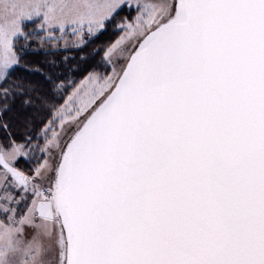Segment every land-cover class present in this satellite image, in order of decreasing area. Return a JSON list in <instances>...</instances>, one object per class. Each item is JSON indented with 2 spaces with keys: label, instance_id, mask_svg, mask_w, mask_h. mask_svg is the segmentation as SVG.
Listing matches in <instances>:
<instances>
[{
  "label": "snow or ice",
  "instance_id": "obj_1",
  "mask_svg": "<svg viewBox=\"0 0 264 264\" xmlns=\"http://www.w3.org/2000/svg\"><path fill=\"white\" fill-rule=\"evenodd\" d=\"M0 264H264V0H0Z\"/></svg>",
  "mask_w": 264,
  "mask_h": 264
},
{
  "label": "trees",
  "instance_id": "obj_2",
  "mask_svg": "<svg viewBox=\"0 0 264 264\" xmlns=\"http://www.w3.org/2000/svg\"><path fill=\"white\" fill-rule=\"evenodd\" d=\"M125 13H121V15H124ZM29 27H31V25H29ZM43 35V34H42ZM118 35V33L116 34H112L109 37V34H105L103 36H101L98 40L88 44V46L86 48H84L82 51L84 53H89L91 51V49L95 48L97 45H99L101 43V41H104L106 39H115V36ZM21 43H23V41H21ZM47 44V43H46ZM39 46V41L38 40H34L32 42L31 47H38ZM46 47H50L46 46ZM65 55H69V56H76L77 58H79V56L81 55L80 51H76L73 48H69L68 51H57V52H49L48 55L46 56L44 51L41 50L39 52H35V53H30L26 58L30 61H32L34 64H39L41 67H46V65H44L42 63V61H44L45 59H51V58H55L57 60H60L62 57H64ZM23 75H29L28 73H22Z\"/></svg>",
  "mask_w": 264,
  "mask_h": 264
},
{
  "label": "rangeland",
  "instance_id": "obj_3",
  "mask_svg": "<svg viewBox=\"0 0 264 264\" xmlns=\"http://www.w3.org/2000/svg\"><path fill=\"white\" fill-rule=\"evenodd\" d=\"M76 39L77 38L75 36L71 35L70 32L65 33L64 38L59 41V45L63 46L66 41L69 43V45H71L72 42L75 41ZM49 45H51V41L47 42V44L45 46H49ZM69 48H71V47H69Z\"/></svg>",
  "mask_w": 264,
  "mask_h": 264
}]
</instances>
